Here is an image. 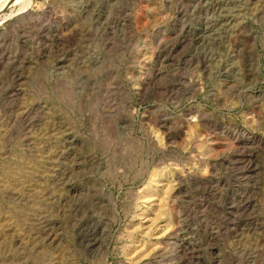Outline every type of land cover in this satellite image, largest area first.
<instances>
[{
    "label": "rangeland",
    "instance_id": "rangeland-1",
    "mask_svg": "<svg viewBox=\"0 0 264 264\" xmlns=\"http://www.w3.org/2000/svg\"><path fill=\"white\" fill-rule=\"evenodd\" d=\"M0 264H264V0H0Z\"/></svg>",
    "mask_w": 264,
    "mask_h": 264
}]
</instances>
